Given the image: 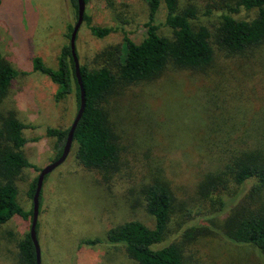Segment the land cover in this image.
Wrapping results in <instances>:
<instances>
[{
    "label": "rangeland",
    "instance_id": "rangeland-1",
    "mask_svg": "<svg viewBox=\"0 0 264 264\" xmlns=\"http://www.w3.org/2000/svg\"><path fill=\"white\" fill-rule=\"evenodd\" d=\"M236 1L179 0L181 10H196L192 26L204 25L211 34L214 58L208 67L168 65L150 81L116 84L106 95L102 107L120 150L117 180L105 182L100 173L83 168L74 158L73 146L44 178L36 230L41 264H138L122 246L105 238L108 229L125 221L154 226L141 198L142 186L154 178L164 180L173 194L162 244L177 242L188 264H264L263 252L220 234L221 216L212 204L218 194L197 189L216 154L251 149L264 154V42L234 53L215 40L221 14ZM85 13L92 25L113 28L96 37L85 21L79 26L78 62L90 69L113 66L116 50L123 51L124 33L136 42L145 34L146 0H89ZM254 15L243 9L236 13L244 19ZM164 18L161 5L156 15L159 33L171 36ZM75 22L70 0L0 2V56L20 72L1 109L15 111L28 126L23 151L33 165L15 181L16 200L25 211L32 207L29 183L56 155L55 138L46 134V128L69 127L77 112L74 93L54 101L56 84L32 69V59L39 56L46 66L56 68L60 48L68 41V24ZM252 182L239 189L246 192ZM30 224V219L15 215L0 226V264H22L18 244ZM191 227L196 235L184 239ZM88 238L102 241L88 245L83 242Z\"/></svg>",
    "mask_w": 264,
    "mask_h": 264
},
{
    "label": "trees",
    "instance_id": "trees-1",
    "mask_svg": "<svg viewBox=\"0 0 264 264\" xmlns=\"http://www.w3.org/2000/svg\"><path fill=\"white\" fill-rule=\"evenodd\" d=\"M70 1L77 18V0ZM84 1L87 3L89 0ZM146 2L148 14L144 23V36L136 42L124 33L121 47L123 51L121 53L119 49L116 50L118 56L113 66L104 65L90 69L79 63L85 107L75 127L71 146L75 160L83 168L100 173L105 182L117 180L120 156L116 135L102 107V102L110 90L116 84L125 86L150 81L168 65L180 69H203L214 58L208 28L204 25L193 27L191 24V19L196 17L194 8L181 10L179 0ZM161 5L165 11L163 24L172 30L171 36L159 33L156 15ZM241 9L253 11L255 15L250 19L238 18L236 13ZM83 21L96 37H104L113 31V28L92 25L90 16L86 13ZM73 25L68 24V41L60 48L57 67L46 66L36 56L32 59V69L47 75L56 84L53 95L55 102L74 93L78 110L80 88L69 43ZM215 40L220 47L234 53H241L263 43L264 0H237L235 6L221 14ZM19 73V70L0 56V226L15 215L31 221L33 211L32 207L25 211L16 200L15 181L26 168L33 167L23 151L28 141L23 131L28 126L17 117L15 111L4 112L1 109L2 102ZM69 128L70 126L46 128V134L55 138L54 160L62 153ZM211 164L197 189L205 195L218 194V200H214L212 204H216L213 210L219 211L221 216L220 234L230 242L249 244L264 253V154L256 149L236 154H216L211 159ZM37 178L38 176L32 179L28 185L31 199ZM251 181L250 188L243 193L239 187ZM40 197L41 193L39 201ZM141 198L146 211L153 216L154 226L148 227L138 220L125 221L108 229L105 241L122 246L127 256L138 264H188L177 242L162 244L173 208V194L168 184L154 178L142 186ZM213 210L211 209L210 214ZM37 227L38 225L36 230ZM195 235L194 227H191L184 232L183 238L191 239ZM101 241L100 238H88L83 242L95 245ZM18 251L22 264H36L30 232L19 242Z\"/></svg>",
    "mask_w": 264,
    "mask_h": 264
},
{
    "label": "water",
    "instance_id": "water-1",
    "mask_svg": "<svg viewBox=\"0 0 264 264\" xmlns=\"http://www.w3.org/2000/svg\"><path fill=\"white\" fill-rule=\"evenodd\" d=\"M85 7L86 3L84 0H77V18L76 22L73 25V29L70 34V48H71V55L74 61V66H75V76L77 78V82L79 84L80 88V105L79 108L75 114V117L70 125V128L67 133V137L65 140V143L63 145L62 153L61 155L54 160L53 162L47 164L45 167H43L37 178L36 182V188L32 197V219H31V224H30V237L33 242L34 248H35V254H36V264H41L40 263V250H39V245L37 241V234H36V226H37V219H38V212H39V196L43 184L44 177L50 173L55 167L60 165L67 157L69 154L71 145H72V140H73V133L75 130V127L77 125V122L79 121L84 107H85V99H84V89L81 81V74H80V69H79V62H78V57L76 54V47H75V41H76V36H77V31L81 23L83 22V17L85 13Z\"/></svg>",
    "mask_w": 264,
    "mask_h": 264
}]
</instances>
